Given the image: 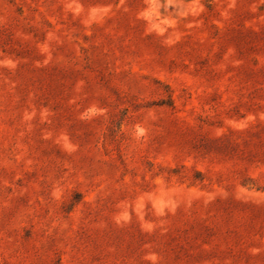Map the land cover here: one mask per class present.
<instances>
[{
	"label": "rangeland",
	"instance_id": "374dc122",
	"mask_svg": "<svg viewBox=\"0 0 264 264\" xmlns=\"http://www.w3.org/2000/svg\"><path fill=\"white\" fill-rule=\"evenodd\" d=\"M0 264H264V0H0Z\"/></svg>",
	"mask_w": 264,
	"mask_h": 264
}]
</instances>
